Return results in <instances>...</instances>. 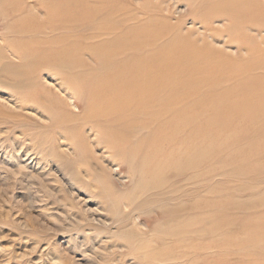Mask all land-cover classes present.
Returning a JSON list of instances; mask_svg holds the SVG:
<instances>
[{
	"label": "bare ground",
	"instance_id": "6f19581e",
	"mask_svg": "<svg viewBox=\"0 0 264 264\" xmlns=\"http://www.w3.org/2000/svg\"><path fill=\"white\" fill-rule=\"evenodd\" d=\"M97 1L0 0V25L5 26V34L8 36L3 42L6 48L8 46L11 49L10 54L17 57L20 62L17 65L12 64L13 66L10 65L9 68H6L7 65L4 68L8 78V80L3 78L6 81L4 87L20 94L19 96L25 95L27 97L25 99H31L41 104V109L49 115H53L50 117L55 122H59L62 118L59 130H62L63 136L70 134L69 136H72L70 138H73L75 133L76 136L78 134V128L68 122L71 119L78 120L79 124L87 125L92 130H102V133L100 131L102 137L97 139L98 141L96 140L98 146H103L108 151L112 150L110 152L122 155L123 161L130 166L129 169L137 172V181L128 191L133 195L132 197L136 191L140 193L145 189L147 190L144 194L151 189L158 191L156 194L149 193L152 194L150 196L152 201L155 200L153 197L158 198L160 195L168 194L167 197L170 195L172 200L183 194L186 196L187 194L184 192L187 189L196 192V188L193 189L192 186L193 182L207 179L210 176V172L200 171V166L208 164L209 157L214 159L213 152L218 151L219 153V150H226L228 161L238 155L239 162L236 160L238 163L231 161V174L236 175V169L239 174L241 173V176L251 175L252 169L256 170L254 166L261 163L259 162L260 156L256 155L258 154L256 143L258 144L259 141L253 140L259 134L263 135L264 133V34L260 36L264 33V0H191L186 4L190 5L191 15H197L199 21L203 20L209 24L206 26L203 22H197L202 26L196 29L191 28L189 34L184 32L187 35L182 32L183 24L172 25L169 23V11H171L169 9L171 8L163 0H146L139 8L126 4V2L115 3L110 0L100 3ZM170 1L173 2V0ZM164 3L165 5H163ZM138 15H142V17H138ZM215 23L220 26L213 27L212 25ZM192 26L195 28L194 24ZM83 27L88 28L91 33L80 40L67 35L57 36L53 40L36 37L37 34L44 36L59 29L73 31ZM170 33L174 34L170 36ZM90 38H94L95 43L88 44L89 42L86 40ZM220 42L223 43V47L232 48L235 46L239 51V56L232 58L212 46ZM77 48H81L83 53H77ZM4 49H0V54L4 55L6 52ZM84 54L90 59L86 68H83ZM6 56L8 57V55ZM11 60L10 62H12ZM1 71H3L2 68ZM45 73L58 76L60 84L71 90L72 96L79 100L78 102L83 108H101V110L91 113L87 109L86 116L82 114L80 117L74 118L71 114L59 110L58 107L55 108L47 104L48 100L44 101L42 86L37 80L38 75ZM2 75H4L3 72ZM187 84L189 87L186 86ZM95 96L104 101L95 103L93 99ZM49 100H55L57 104L61 102L54 96H49ZM56 112H60L61 115ZM97 113L106 115L104 117H110V119L107 122H97L92 118ZM166 116H174L175 119L172 121L169 117L171 121L168 122ZM164 120L165 123L167 120L168 130L154 134L151 138L146 133L148 124L163 125ZM262 139L261 143L263 144L260 143L261 146L258 144L257 149H262L259 150V153L263 151L262 154H264V138ZM231 141L235 143L240 141L238 144H243L242 147L240 146L241 152L234 150L237 148L240 150L239 146L232 148L234 151L225 149V146L231 147L232 144H229ZM80 142L78 141L76 145L77 149ZM81 145L80 149H82ZM244 145L248 147H244ZM225 153L223 152V155ZM262 154L261 157L264 158ZM219 155L221 154L219 153ZM134 163H136V167L137 163H140L139 168L137 167L139 170L135 171ZM214 169L217 172L216 168ZM133 172L131 171V174H134ZM263 172L261 168L257 175L255 174L253 181L258 182ZM182 175H185L186 178L180 179ZM250 179L253 178L250 177ZM182 182H184L182 187L186 189L181 194H177L174 186H178ZM223 187L225 188V186ZM211 188L209 190H212ZM109 189L111 188L109 187ZM220 195L218 194V202L223 194ZM124 196L120 192H114L116 201ZM126 198H128L129 204L136 201V199L133 200L134 198L131 200L128 196ZM253 201H256L255 198ZM202 202V205L199 203L201 206L197 208L206 211L207 203ZM221 203L223 202H220V205ZM163 204L159 203L162 206ZM164 207L166 206L158 208ZM146 208H148L147 205ZM190 208L194 209V207H188L187 211ZM196 218V220L199 219ZM176 224L174 221V225ZM182 226L181 229H184ZM156 229L157 227L155 231ZM177 229L180 228L177 226ZM182 231L186 232V230ZM207 232L211 234L212 231ZM246 232L249 235L247 238L249 242L264 238V226L261 228L256 224V221L246 226ZM165 233L168 234L167 231ZM157 238L152 237L151 239ZM160 239L158 240L161 241ZM163 239L168 240L167 238ZM140 244L142 245V241ZM147 244L149 245L148 242ZM165 245H162L163 248ZM143 246L144 248L149 247ZM171 250L173 249L171 248ZM221 250L223 249L221 248ZM181 252L182 250L179 253ZM183 253L187 254V252ZM181 256L183 255L181 254ZM178 257L174 258L177 260ZM192 260L194 259H191L193 264L197 262ZM197 260L199 261V259ZM211 260L210 262L213 263Z\"/></svg>",
	"mask_w": 264,
	"mask_h": 264
},
{
	"label": "rangeland",
	"instance_id": "374dc122",
	"mask_svg": "<svg viewBox=\"0 0 264 264\" xmlns=\"http://www.w3.org/2000/svg\"><path fill=\"white\" fill-rule=\"evenodd\" d=\"M106 1L110 0H98L97 2L104 3ZM113 1L115 3L126 2V4H131L134 7L138 6L139 8V6H143L146 0ZM163 1L167 2L166 4L170 5L171 8L169 9L171 10L169 11V23L172 25L183 24V33L189 34L191 28L201 27L202 25L197 22H203L206 26L209 24L203 20L199 21L197 15H191L190 5H186L191 0H182L183 3L177 0H173V2L170 0ZM140 16L142 17V15ZM140 16L138 15V17ZM212 26L219 27L220 24L218 26V23H215ZM4 27L0 25V49L5 48L6 51L3 50L4 55L3 53L0 54V264H193L191 259H194L193 262L197 261L194 264H209L211 263L210 258L214 259L211 260L213 262L211 264H264V238L249 242L247 239L249 235L246 232V226H249L253 221H256V224L261 228L264 226V219H262L264 217V192H262L264 191V172L259 178L260 182L253 181L261 168L264 171V158L261 157L263 151L259 153V150L262 149H257L258 144L259 146L263 144L261 142L264 133L263 135L262 133L259 134L258 137H255L257 139L254 138L253 140L259 141L258 144L255 142L256 150H258L256 155L261 157H259L261 163L258 162L260 165L254 166L256 170L253 168L251 175L241 176V173L239 174L236 169L235 173L237 174H231V163L239 160L238 155L233 156L235 160L232 157L229 162L226 150H219L223 157L219 155L218 151H214V159L209 157L208 164L199 168L200 171L210 172L209 178L195 180L192 186L193 189L196 188V192L185 190L184 193L188 195H186L187 197L183 194L172 200L169 197L170 195L167 197L168 194L160 195L158 198L153 197L155 200H159L155 202L154 199L152 201L150 196L153 193H158V191L152 189L145 194L144 192L147 189L141 190L140 193L136 191L134 197H132L133 195L129 194L128 191L137 181V172L129 169L130 166L123 161L122 155H117L110 152L112 150L108 151L103 146H98L96 142L102 137L100 135L102 130H92L87 125L79 124L78 120L71 119L68 122L78 128V134L76 136L75 133L73 138H70L72 137L69 136L70 134H64L63 136L62 130H59L62 125V118L59 122H55L51 118L53 115L50 114V117L48 113L41 109V104L31 99H25L27 98L25 95L19 96L20 94L4 87L6 82L4 79L8 80L4 68L7 65L6 68H9L12 64L17 65L20 63L17 57L10 54L11 49L8 46L6 48L4 45L3 41L8 37L5 34ZM90 33L91 31L88 28L83 27L73 31L59 29L44 36L37 34L36 37L43 40H53L57 36L67 35L80 40L82 37L89 36ZM186 33L184 34L187 35ZM172 34L174 33H170V36ZM86 41L89 42L88 44L95 43L94 38ZM222 45L223 43L220 42L212 46L232 58L239 56V51L235 46L228 48ZM76 52L83 53L81 48H77ZM10 59H12V62H10ZM89 62V57L84 54L83 68H86ZM1 68L3 71H1ZM2 72L4 75H2ZM57 77L55 75L51 76L49 73L37 76V80L42 86L43 99L45 102L48 100L47 104L55 108L58 107L59 110L71 114L74 118L80 117L82 114L86 116L88 110L91 113L101 110V108L86 107L88 110L83 108L78 102L79 100L72 96L71 90L66 86L63 87ZM186 86L189 87V84ZM36 91L38 92V89ZM49 96H54L56 99H60L61 102L57 104L55 100H49ZM93 99L95 103L104 101L98 96ZM57 114L61 115L60 112ZM104 116L106 115L97 113L92 118L97 122H107L110 117L106 118ZM169 117L172 121L175 119L174 116H166L168 122L171 121ZM167 120L166 123L165 120L163 121L164 124L160 122L163 125L159 123L148 124L149 127L146 133L152 138L154 134L162 133L163 130L167 131ZM80 127H82L81 130H79ZM78 141H81L80 145L84 142L81 145L82 149L84 147L83 151L80 149V145L77 149ZM239 142L237 141L236 144L231 141L229 143L232 144L231 147L225 146L226 148H224L241 152L240 146L242 147L243 144H238ZM237 146L240 150H237ZM234 147L237 149H234ZM244 147L248 146L244 145ZM85 149L87 150L85 151ZM82 152H84L83 155H81ZM223 152L226 153L223 155ZM221 162H224L223 166ZM139 166L140 163H137L138 168ZM134 167L135 171L139 170L136 163H134ZM131 171L134 174H131ZM182 177L183 179L186 178L185 175H182L180 179ZM250 177L253 179H250ZM184 182L182 184L177 183L178 186H174L177 194H181L186 189L182 187ZM180 186L181 188H179ZM210 188L212 190H209ZM198 189L199 191H197ZM207 191L208 193H206ZM114 192H120L123 196L128 194L116 201ZM136 194L139 199L136 198ZM218 194H221L220 196L223 194L220 197V202H223L221 205L218 202ZM189 195H192V197ZM127 196L131 200L132 198H134L133 200L136 199V201L129 204ZM226 196H228L227 201ZM123 198L125 199L123 200ZM254 198L256 201H253ZM178 199L181 201L179 202ZM214 199H217V201H214ZM194 200L196 201L194 202ZM202 200L204 201L202 202ZM201 202L207 203L206 211L198 209L202 205ZM159 203H164L163 206L166 207L158 208L163 207ZM146 205L148 208H146ZM188 207H194V209L190 208L187 211ZM179 215H182V218ZM194 217H198L199 221ZM192 220L197 222L194 223ZM174 221L178 225H174ZM187 224L190 225L186 226ZM177 226L180 229L182 226L184 229H177ZM154 227H157L156 231ZM187 229L189 230L187 231ZM237 229H239V232ZM182 230H186V232ZM205 230L212 232L208 234ZM166 231L168 234L165 233ZM154 236L158 237L154 239L155 241L151 239L152 237L156 238ZM141 241L142 245L140 244ZM138 243L140 245L134 246ZM213 244L214 246H212ZM143 245L149 246L150 251L146 247L145 249ZM162 245H165L164 248ZM157 246L162 247L158 248ZM135 247L137 248L135 249ZM181 250L182 252L179 253ZM183 252H187V254ZM174 257H178L177 260Z\"/></svg>",
	"mask_w": 264,
	"mask_h": 264
}]
</instances>
